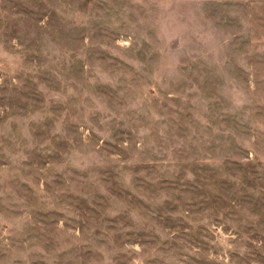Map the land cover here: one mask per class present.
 Listing matches in <instances>:
<instances>
[{"label":"rangeland","instance_id":"obj_1","mask_svg":"<svg viewBox=\"0 0 264 264\" xmlns=\"http://www.w3.org/2000/svg\"><path fill=\"white\" fill-rule=\"evenodd\" d=\"M0 264H264V0H0Z\"/></svg>","mask_w":264,"mask_h":264}]
</instances>
